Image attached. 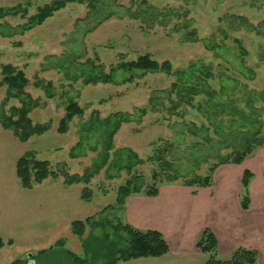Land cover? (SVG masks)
<instances>
[{
	"label": "rangeland",
	"instance_id": "1",
	"mask_svg": "<svg viewBox=\"0 0 264 264\" xmlns=\"http://www.w3.org/2000/svg\"><path fill=\"white\" fill-rule=\"evenodd\" d=\"M53 1L0 0L4 8L22 7L20 14L0 19V103L17 92L3 82L4 66L11 64L16 72L25 73L29 80L26 92L39 101L30 113L33 122L50 123L48 131L27 141H21L12 129L0 123V233L7 242L0 248V264H21L18 261L31 260L32 255L37 258L42 250L49 251V255L33 264H71L72 259L57 246L61 239H65L68 249L84 256L79 238L65 225L59 238L36 236L41 226L34 214L36 202H54L44 211V224L47 219L51 221L52 215L56 219L62 215L96 217L117 201L119 187L132 173L153 184L154 172L162 170L160 164L169 160L172 172L181 174L179 181L171 184L183 185L180 182L184 178L206 175L220 156L241 150L251 138L252 121L264 124V103L258 101L264 100L260 95L264 91V0H148L156 12L167 13L157 21L132 17L131 12L147 8L139 5L141 0H100L98 9L92 12L86 3L70 2L41 24L27 31L21 29ZM232 16L247 18L256 30L240 27ZM192 31L195 33L190 35ZM147 53L159 62L171 61L175 70L190 71L192 63L195 69L210 67L214 78L209 79L206 89L215 90V97L198 95L194 106L178 107L177 112L185 114L181 116L167 111L172 104L165 91L171 89L175 75L118 71L113 82H86L84 74L89 71L111 74L121 61L136 60ZM131 74L133 80L129 81ZM41 81L52 82L53 97L36 85ZM254 91L258 92V111L252 120L236 121L234 108L248 112L246 94ZM72 99L83 113L61 132L60 122ZM208 99L217 104L225 102V114L212 116L207 111ZM13 105L20 106L16 96L10 98L6 108ZM119 116L126 119L109 144L114 126L107 121ZM166 146L172 148L159 161L156 153ZM128 150L144 160L132 173L125 167L130 158ZM260 152L264 153V147L241 163L248 162L255 170L258 192L259 187L264 188V154L259 158ZM28 153L49 161L59 176L24 188L16 167ZM155 155L150 161L149 157ZM66 170L89 177V182L66 184L62 175ZM167 178L161 174L158 180ZM251 183L250 206L245 209L241 181L240 203L244 210H250L252 202H264L262 192L252 198ZM162 185L168 184H161L160 191ZM116 213L109 214L115 222L120 212ZM258 259L259 253L256 264Z\"/></svg>",
	"mask_w": 264,
	"mask_h": 264
},
{
	"label": "trees",
	"instance_id": "2",
	"mask_svg": "<svg viewBox=\"0 0 264 264\" xmlns=\"http://www.w3.org/2000/svg\"><path fill=\"white\" fill-rule=\"evenodd\" d=\"M139 1V0H138ZM70 2H80L86 3L89 7L90 12L98 9L97 3L100 0H55L52 3L43 7L37 14L30 17L28 22L21 25L23 31H27L33 28L35 25H39L44 22L49 16H51L55 11L65 7ZM140 6H147V8H141L137 12H131L134 18H143L147 21L152 19L153 21L159 20V17L165 16L167 13L163 11L156 12L153 7L148 3V0H141ZM22 7L16 8H4L0 6V19L7 16H16L20 14ZM26 12V10H23ZM163 13V14H162ZM24 16V15H23ZM141 18V19H142ZM232 18L238 20L240 27L247 26L250 30H256V27L250 24V21L243 16H235ZM164 22V21H163ZM162 22V24H164ZM195 32H189L193 35ZM240 42V41H238ZM241 46V44H239ZM197 66L192 63L190 65V71L187 69L175 70L171 61L166 60L159 62L154 59L149 53L140 55L136 60L131 61H121L117 67L112 69L111 74H104L99 72L98 75L89 71L84 75L88 77L87 83L96 82H106L110 83L114 81V75L116 72L132 73L134 75L135 71H143L145 73H156L162 72L168 75H175L176 81L172 84L171 89L166 90L167 97L170 100L172 106L168 108L167 111L170 114H181L184 116V112H177L178 107H184L185 109L189 106H194L195 98L198 95L206 94L215 97V90L206 89L209 87V79L214 78L212 72L209 68L195 69ZM4 72L6 76L3 80L4 83L10 86V89H15L16 94L10 93L7 98L0 103V123L9 129L14 131V134L21 140L27 141L35 135H42L50 128V123H34L30 117L32 110L39 105L38 100H34L29 92H26V87L29 84V80L23 71L16 72V68L11 64L4 66ZM16 72V74H14ZM128 78L129 81L133 80V76ZM252 79L253 77H249ZM39 87H43L47 91L48 96L53 97L54 89L52 82L45 83L41 81L36 83ZM240 86L244 85L239 83ZM248 90V89H247ZM264 91L260 93L263 97ZM258 92L254 91L248 92L247 95V110L244 112L234 108V112L237 119H245L249 121L253 119L254 114L258 111L256 107V96ZM16 96L20 100V106L13 105L10 108H6L7 102L11 97ZM174 96V97H173ZM211 98V97H210ZM153 99V98H152ZM264 99V98H263ZM154 99L152 100V102ZM208 99V103L212 105L209 108L207 103V111L213 113L212 116L224 115L226 112L227 104L222 103H212ZM258 101H262L260 98ZM156 109L155 106H152ZM206 108V107H205ZM67 114L60 122L59 130L65 132L69 128V123L77 115L83 113V109L79 104L72 100H69L67 107ZM208 114V112H206ZM118 115L116 114L115 117ZM122 116L115 119H108V123H113V131L109 134V144L113 140L114 135L119 129L121 121L125 120ZM235 121V120H233ZM256 121H252L251 125L255 126ZM196 126V125H195ZM251 126V138H248V142L239 151L230 152L228 155L220 156L219 161L212 164L208 170V173L204 176L195 175L193 178L186 179L181 184L185 186L192 187H210L213 186L214 172L215 170L224 164H241L248 156L255 153L258 148L264 147V124L259 122L256 127ZM219 128V126H218ZM207 128L206 130H208ZM196 133V132H194ZM246 138V137H245ZM244 138V139H245ZM172 146H166L163 149H159L157 152V157L159 161L164 159V155L169 153ZM130 155L129 163L125 166L129 173L133 172L136 165L144 163V160L139 159L137 154L128 150ZM164 154V155H163ZM163 156V157H162ZM154 157H149L150 161H154ZM162 157V158H161ZM166 158V157H165ZM164 164H160L162 170L155 171L153 174L154 182L153 184L148 183L145 178L141 177L136 173H132L131 177L122 184L118 189L117 201L114 204H110L105 207L98 216H90L84 220H74L71 223L72 233L77 236L80 243L84 249V256L73 252L66 247L65 239H61L57 242V246L63 249V254L72 259L71 264H119L120 262L129 261L138 258L146 257H162L170 252V246L164 235L157 230H143L137 228L124 219L126 203L128 199L137 194H142L146 196H158L160 194L161 184H171L176 183L181 178V174L172 172V162L165 160ZM17 175L20 178L21 184L24 188L31 189L34 183H41L49 177L57 178L60 173L56 172L51 168V163L47 160L38 159L34 153H28L22 156L17 162ZM168 173V174H167ZM164 174L165 180H158L160 175ZM62 175L65 177L66 184H74L80 182H89V177L81 176L79 174H71L68 170L64 171ZM255 176L254 172L247 169L244 171L242 178V206L243 208H249L250 206V183L252 178ZM164 179V177H163ZM147 183V184H146ZM88 195L84 192V197ZM116 215L118 219L115 222V218H110L109 214ZM98 230V232H96ZM6 241L1 236L0 233V248L6 246ZM9 244H13V240L8 241ZM198 248L206 255L207 260L205 264H256L258 258V251L256 249L240 247L234 250L231 255L222 259L219 256V242L216 234L211 229H205L197 242ZM49 255V251L42 250L38 253V256L32 255L31 260L18 261L21 264H33V261L40 260L41 257H46ZM12 264H15L13 262Z\"/></svg>",
	"mask_w": 264,
	"mask_h": 264
},
{
	"label": "crops",
	"instance_id": "3",
	"mask_svg": "<svg viewBox=\"0 0 264 264\" xmlns=\"http://www.w3.org/2000/svg\"><path fill=\"white\" fill-rule=\"evenodd\" d=\"M262 154L260 152L259 158ZM247 163L219 166L214 172L215 183L210 187L168 184L162 185L157 197H130L125 221L143 230L160 231L169 243L170 252L162 257L138 258L119 264H205L207 257L197 246L205 229L216 234L222 259L228 258L237 248L246 247L256 249L259 253L257 264H264V202H252L250 210H244L240 203L244 171L250 169L256 174ZM257 187L255 175L251 183L253 199L261 192L264 197V188L259 187L261 191L258 192ZM53 203L36 202L34 214L41 223L36 236L53 240L61 237L62 225L71 230V223L80 220L65 215L56 219L52 215L51 221L46 218L44 224V211Z\"/></svg>",
	"mask_w": 264,
	"mask_h": 264
}]
</instances>
